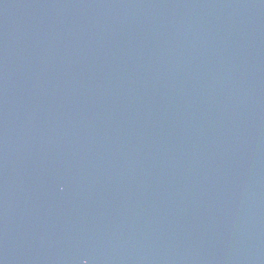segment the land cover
Instances as JSON below:
<instances>
[{
    "label": "water",
    "instance_id": "water-1",
    "mask_svg": "<svg viewBox=\"0 0 264 264\" xmlns=\"http://www.w3.org/2000/svg\"><path fill=\"white\" fill-rule=\"evenodd\" d=\"M0 264H264V0H0Z\"/></svg>",
    "mask_w": 264,
    "mask_h": 264
}]
</instances>
